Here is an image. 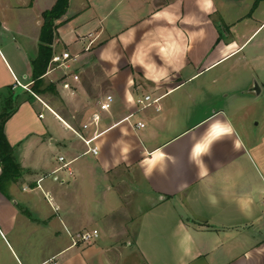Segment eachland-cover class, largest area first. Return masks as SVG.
Returning a JSON list of instances; mask_svg holds the SVG:
<instances>
[{
	"label": "crops",
	"instance_id": "0c3cea01",
	"mask_svg": "<svg viewBox=\"0 0 264 264\" xmlns=\"http://www.w3.org/2000/svg\"><path fill=\"white\" fill-rule=\"evenodd\" d=\"M55 3L0 0V115L23 168L0 191V264H264V116L247 111L264 79L256 46L245 52L264 32V0H70L53 47L77 50L79 80L65 88L59 68L43 78L81 107L78 126L33 88ZM107 94L98 154L86 153L68 125L82 133ZM197 145L210 149L193 159ZM60 156L72 175L54 173ZM87 230L99 237L74 245Z\"/></svg>",
	"mask_w": 264,
	"mask_h": 264
},
{
	"label": "trees",
	"instance_id": "16d2710c",
	"mask_svg": "<svg viewBox=\"0 0 264 264\" xmlns=\"http://www.w3.org/2000/svg\"><path fill=\"white\" fill-rule=\"evenodd\" d=\"M69 1L56 0V3L51 9L45 10L42 13L39 52L37 57L32 61L33 88L37 94L46 92H55L58 94L56 86L52 82L43 87L45 83L43 77L48 70L54 54L53 46L57 30L67 21L63 17L68 11ZM9 116L10 114L8 113L0 115V191L3 193L7 192L9 185L17 182L21 178L23 172L22 165L15 157L13 147L4 132V125Z\"/></svg>",
	"mask_w": 264,
	"mask_h": 264
},
{
	"label": "built area",
	"instance_id": "2783aa9c",
	"mask_svg": "<svg viewBox=\"0 0 264 264\" xmlns=\"http://www.w3.org/2000/svg\"><path fill=\"white\" fill-rule=\"evenodd\" d=\"M76 57H77V55H73L69 51L56 52L53 54L52 59L50 61V65L48 67L49 70L55 69V68H59L62 70L63 78L65 80L63 82V85L65 88H68V89H71V85H70L68 78L71 77L75 81L79 80L78 74L72 72V67H73L72 62L76 60ZM15 80H16V83H15L14 87H21V88L33 93L48 110H50L52 113L56 114L54 112V110L48 104H46L40 97H38L32 91V89L30 87L31 83H23L18 78H15ZM146 101H147V105L151 104V96L150 95L145 96L143 100L142 99L139 100V102L142 104H145ZM113 102H114V97L111 94H107L103 99H101L98 103V108L90 115L89 119L83 124L82 133L78 132L72 126L68 125L86 144V146L88 148L86 153L92 152L94 154H98L99 147L95 144V140L100 135V133L97 132V128H98V126L102 120V113L110 111L112 108ZM39 117L42 118L43 113H41L39 115ZM136 126L138 128H143V127H145V123L138 122L136 124ZM90 130L92 131L93 134L86 136L85 133L90 131ZM59 161L61 163V166L59 168H57L56 170H54V173H56L59 170L65 169L68 171L69 175H72L73 170L71 168V164H72L73 160H67V158L65 156H60ZM56 178L59 179L60 182H65L64 178H60L58 176H56ZM43 179L44 178H40L37 181V185H36V187L40 188L42 191H44L42 184H41ZM25 189H27V188H25ZM98 237H99V233L97 231L87 230V231L78 233L76 235V237L73 236V243H74V245H77L79 242H82L86 245L92 244Z\"/></svg>",
	"mask_w": 264,
	"mask_h": 264
},
{
	"label": "rangeland",
	"instance_id": "374dc122",
	"mask_svg": "<svg viewBox=\"0 0 264 264\" xmlns=\"http://www.w3.org/2000/svg\"><path fill=\"white\" fill-rule=\"evenodd\" d=\"M262 35H264V32L261 35H259L258 38H256L248 46V48L245 50V52L248 53V51H250V50L252 51L254 49V46L258 47V48L255 47V53L256 54L258 53L260 55V58H258L257 61H255V67H256L255 77L258 80L264 79V72L261 71L262 66H264V45H262L263 44ZM258 43H260V45ZM63 51H69L72 54H75L77 50L73 47L68 48V47H64L63 45H59L57 48V52H63ZM73 62H75V61H73ZM48 83H49V81H45L43 87H45ZM40 96L44 101L51 103L55 107V109L57 110V112L59 114H65V116H67L73 124H75L76 126L80 125L81 118H82L81 107H76L75 103L72 100H66L60 92H59V94H56L55 92H49V93L47 92V93L40 95ZM250 107H252V109L249 108V110H247V111H249V112L254 111L255 115L258 116L259 118L264 116V87H263L262 96L260 98H257V99L255 98V107L253 108V106H251V105H250ZM47 113H49V111H47ZM47 115L51 119V113H49ZM51 120H53V125H55V128L58 129L59 132L65 133L67 131V129L61 123L56 122L53 118ZM51 156L56 157L57 152L51 154ZM2 249H4V252L7 253V250H6L5 246L3 245V241L0 239V250H2Z\"/></svg>",
	"mask_w": 264,
	"mask_h": 264
},
{
	"label": "clouds",
	"instance_id": "9594fccd",
	"mask_svg": "<svg viewBox=\"0 0 264 264\" xmlns=\"http://www.w3.org/2000/svg\"><path fill=\"white\" fill-rule=\"evenodd\" d=\"M210 6L211 5L209 4V7ZM217 130H218V133H221V134H230L232 132V127L230 124H225L223 126L217 125ZM206 149H210V145H197L195 148V155L193 159H196V157H199L201 154H203L206 151ZM128 151H129L128 148L124 149V152H128ZM157 157L159 158V154H157ZM197 163L200 166H203V160H198Z\"/></svg>",
	"mask_w": 264,
	"mask_h": 264
},
{
	"label": "water",
	"instance_id": "95a60500",
	"mask_svg": "<svg viewBox=\"0 0 264 264\" xmlns=\"http://www.w3.org/2000/svg\"><path fill=\"white\" fill-rule=\"evenodd\" d=\"M255 90L256 91H259L260 90L259 87H258V85H256Z\"/></svg>",
	"mask_w": 264,
	"mask_h": 264
}]
</instances>
